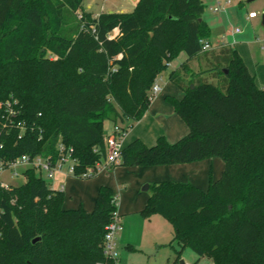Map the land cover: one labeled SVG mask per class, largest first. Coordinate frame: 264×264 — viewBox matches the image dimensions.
<instances>
[{
    "label": "trees",
    "instance_id": "obj_1",
    "mask_svg": "<svg viewBox=\"0 0 264 264\" xmlns=\"http://www.w3.org/2000/svg\"><path fill=\"white\" fill-rule=\"evenodd\" d=\"M83 3L0 0V154L55 153L61 138L74 146L82 172L106 155L105 122L125 134L146 113L158 76L185 51L188 60L169 73L184 95L167 100L189 132L174 143L161 136L153 146L135 139L123 148L120 165L221 158L222 175L214 179L211 172L207 189L175 180L150 184L141 213L170 222L177 259L191 248L193 264L203 257L212 264H264V88L256 75L230 44L203 50L212 35L203 0H139L132 12L98 17L84 11L70 36L67 17ZM211 51L217 84L203 81L207 71L194 72L188 62ZM9 98L27 126L22 138L3 126ZM128 120L127 128L119 123ZM25 176L22 185L0 187V264H113L104 238L116 191L103 184L92 210L67 208L65 192L35 169Z\"/></svg>",
    "mask_w": 264,
    "mask_h": 264
},
{
    "label": "crops",
    "instance_id": "obj_2",
    "mask_svg": "<svg viewBox=\"0 0 264 264\" xmlns=\"http://www.w3.org/2000/svg\"><path fill=\"white\" fill-rule=\"evenodd\" d=\"M203 1L206 5L208 0ZM227 1L230 0H214L213 2H216V4L217 2H222L224 4L222 12L228 16V6L230 3L226 4ZM135 7L136 3L133 2V0H124V3L118 7V9H106L102 6L101 9L95 11L91 3L86 5L87 11H90L94 17H98L102 12H132ZM257 17L249 18L248 16L246 20L248 23H252V21ZM203 19L208 23L211 31L216 25H219L217 17L213 18V20L211 19V21L206 19L203 14ZM230 20V18H227L226 20L222 19L224 25L228 22L230 23ZM228 28L232 27L229 25ZM236 30H232L231 33H219L216 37H212L211 35L209 41L214 46V51L219 50V46L224 44L234 46L243 57L249 70L255 74L257 78V71H252L250 65H254L257 69L259 63L254 61L252 56L249 54V51L245 48V45L252 40L250 39V36L237 38V35H240L241 30L239 33L236 32ZM206 55V53H202L199 57L189 60L190 69L193 70L191 66L195 61L203 64L204 69L202 71L208 70V66L211 62H213L212 67L216 66L217 63L215 60L211 58V60L208 61ZM188 58V54L185 51H182L176 59L168 64L167 70L168 68H171V70L179 68L183 62L188 60ZM169 73L167 80H163L162 77L158 78V84L162 88L163 92L161 94H157V97H153L144 116L139 121L134 123V125H132L124 134V147L135 139H141L148 146H153L161 136H164L169 142L174 143L189 132L188 125L176 112L174 106L167 100V96L182 98L184 95L182 89L178 92L176 90L174 91L173 85L175 84L170 80ZM209 73L210 72H206L204 76L208 77ZM160 76H162V73ZM186 79H189V77L186 76ZM162 80L163 86L160 84V81ZM257 83H259L258 79ZM217 159L218 158H213L186 164L133 167V169L123 168L120 164H118L113 170L108 171V173L114 174V176L118 178L117 183L107 179H100L97 182L85 183L83 180H79L77 178H68L62 173H58V175L65 176L67 178L65 186L68 185L67 188L69 190L70 197L69 204H67V201L65 202V206L67 208H76L82 204L87 210H92L98 190L103 184L111 186L116 191L119 196L118 210L122 217V225L118 234L116 247L117 257L120 264H165L164 262L169 264V258L167 261H165V259L159 261L157 257L160 255L162 248L171 243L173 238V229L170 232L169 226L166 222L168 220L161 214L156 213L150 217H145L141 213L149 195L144 197L141 196L139 187L144 183H148L150 185L162 180H175L191 182L202 189H207L210 182V174L211 172L213 173L214 166L217 165L218 167L219 165H223ZM142 191H144L143 188ZM145 257H147V261L144 260ZM152 258H155L156 260L154 262H150ZM208 264H212V262L210 261Z\"/></svg>",
    "mask_w": 264,
    "mask_h": 264
},
{
    "label": "rangeland",
    "instance_id": "obj_3",
    "mask_svg": "<svg viewBox=\"0 0 264 264\" xmlns=\"http://www.w3.org/2000/svg\"><path fill=\"white\" fill-rule=\"evenodd\" d=\"M214 0H208L206 7H205V12L204 16L208 20H213V18H218L217 21H219V25H216L215 28L211 31L212 32V37H216L219 33L228 32L231 33L232 30L240 29L241 33L240 35H237V38H243L245 36H250V39L252 40L249 42L247 45H245V48L249 51V54L252 56L254 61L258 62V67L257 69L254 67V65H250V68L252 71H257V79H258V85L264 88V48H262V45L264 43V24H263V15H264V0H230V5L228 6L229 9V15L225 14L222 12H214L213 7L216 6V2H213ZM88 3H91L94 7V10L97 11L101 9L102 6H104L106 9H118L123 3L124 0H85L83 9L78 11L75 15H68L67 17V24H66V31L68 35L73 36L75 33L73 31V28H75L76 23L78 19L80 18V15L83 14L84 11H87L86 5ZM250 11H255L258 14V17L252 21V23H248L246 18L249 15ZM227 18H230V23L228 22L227 24H223L222 19L226 20ZM211 20V21H212ZM215 23V22H214ZM229 25L232 28H228ZM229 29V30H228ZM258 39V40H257ZM261 42V43H260ZM44 52L46 55L50 56L51 58H55V55L52 54V52L49 49H44ZM210 55V56H208ZM208 58V61L211 60V58L214 60V55L212 54V51L209 52V54L206 55ZM212 65L213 62L208 66L209 69L206 70L209 73L208 77H205L204 74H202V80L206 82H211L214 84H217V79L215 78V73L212 71ZM192 71L194 72H200L204 69L203 64L199 63L198 61L193 62L192 64ZM171 70V68L164 72H162V76H158V78L162 77L163 80L168 79V73ZM157 78V79H158ZM159 80V79H158ZM163 80L160 81L161 86H163ZM189 79H186V82ZM197 81V80H196ZM261 84V85H260ZM174 91L176 90L177 92L180 90V88L177 85H173ZM163 90L159 93L161 94ZM152 93V90H151ZM158 96V95H157ZM154 96V97H157ZM119 123L127 128L131 123V121H125ZM114 128V122L107 120L104 124V129L106 132L111 133ZM186 134V133H185ZM183 134V135H185ZM220 163H222V166H214L213 168V173L212 176L214 179H218L223 172L224 169V163L221 158H218ZM123 168H128V169H133V167H128V166H122ZM220 168V169H219ZM219 169V171H218ZM39 175L40 172H37ZM43 177L46 178L47 182L50 183V185L54 188H60L61 184H66L67 178L65 176H59L58 174H55L54 177H49L46 175V173H42ZM68 178H74V177H68ZM79 180H83L85 183H91V182H97L100 179H107L110 181H113L114 183H117L118 178L114 176V174L108 173V172H103L99 173L93 177L90 178H77ZM26 181V176L21 171L20 175L13 176L12 171L9 169H2L0 167V183H5V184H10V185H22ZM148 183H144L139 187V192L141 196H147L149 195V190L147 191H142V188ZM127 185V184H126ZM68 186V185H67ZM65 186V194H66V201L69 204L70 202V197H69V190ZM128 186V185H127ZM170 232L172 231V226L169 221H166ZM160 260L167 261V259H170L169 264H193L194 261L197 258V254L195 251L191 248H186L182 252V255L180 259H177V252L175 249L169 244L165 245L162 250L160 251V255L157 257ZM147 261V257L145 259ZM156 259L152 258L150 262H154ZM211 260L207 257H203L200 264H208ZM167 264V262H164Z\"/></svg>",
    "mask_w": 264,
    "mask_h": 264
},
{
    "label": "built area",
    "instance_id": "obj_4",
    "mask_svg": "<svg viewBox=\"0 0 264 264\" xmlns=\"http://www.w3.org/2000/svg\"><path fill=\"white\" fill-rule=\"evenodd\" d=\"M227 1L226 4H229ZM224 7L222 2H217L214 7V12H220ZM82 14L80 15V17ZM249 18L257 17L256 12H250ZM236 32H240L237 29ZM214 46L210 41H203V50H211ZM264 48V43L262 45ZM162 90L158 84V79L153 85L152 96H156ZM5 107V122L4 129H18L19 138H22L23 134L27 130L26 123L24 121L18 120V116L21 112L17 108V100L14 98H9L4 103ZM123 129L119 124H114V128L111 133H107L105 139L106 144V155L94 165L88 166L82 172H78V166L80 161L75 155V148L72 145L65 144L60 138L56 143V152L48 154H30L24 153L15 158L8 159L0 154V167L2 169H9L12 171L13 176L20 175L21 171L25 172L29 169H35L36 172H40L39 176L42 178V173H46L49 177H54L55 174L62 173L67 177L74 178H90L99 173L108 172L113 170L118 164L122 162V150L123 146ZM43 139V135L40 134L39 140ZM4 148V142L0 139V150ZM46 180V178H44ZM50 185V183H49ZM9 184L0 183V187H8ZM51 186V185H50ZM52 187V186H51ZM54 188V187H52ZM57 189V188H55ZM60 191H65V185L61 184ZM116 210L113 213L112 220L106 227V233L104 238V254L107 258L113 261V264H120L117 257V238L122 225V217L118 210L119 207V196L117 195L116 200ZM97 264H106L105 262H98Z\"/></svg>",
    "mask_w": 264,
    "mask_h": 264
},
{
    "label": "water",
    "instance_id": "obj_5",
    "mask_svg": "<svg viewBox=\"0 0 264 264\" xmlns=\"http://www.w3.org/2000/svg\"><path fill=\"white\" fill-rule=\"evenodd\" d=\"M133 2H135L136 4L139 2V0H133ZM113 11H110V13H112ZM263 21H264V15H263ZM192 88L194 87V85L191 86ZM149 187L150 185L149 184H146L144 187H143V190L144 191H147L149 190Z\"/></svg>",
    "mask_w": 264,
    "mask_h": 264
}]
</instances>
